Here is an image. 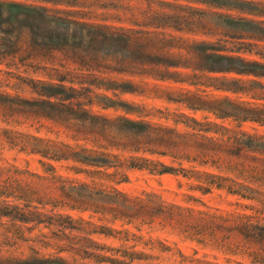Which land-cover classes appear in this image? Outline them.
Segmentation results:
<instances>
[{
    "label": "rangeland",
    "instance_id": "obj_1",
    "mask_svg": "<svg viewBox=\"0 0 264 264\" xmlns=\"http://www.w3.org/2000/svg\"><path fill=\"white\" fill-rule=\"evenodd\" d=\"M76 2L0 0V264H197L194 259L264 264L254 258L263 246L232 228L241 221L236 219L239 214L264 225L260 202L215 187L203 193L196 188L203 179L192 173L120 167L130 155L174 167L181 162L187 169L264 190L233 169L238 158L229 163L218 152L202 164L170 154L176 148L195 154L197 143L215 145L178 136L207 127L191 117L264 135V124L216 114L236 112L245 106L241 101L264 103L251 97L264 87L249 81L264 85V76L198 72L189 79L192 83L159 79L147 74L152 65L123 61L125 53L102 44L103 31L122 32L130 36L128 50L143 49L154 60L194 59L204 49L201 43H207L212 52L264 63V0ZM246 68L264 72L253 65ZM154 69L193 73L174 67L167 73L163 65ZM210 84L255 89L223 91ZM197 99L202 107L195 105ZM147 124L152 128L147 138L128 132H144ZM19 134L44 139H29L38 148H85L80 156L110 166L54 161L11 148L6 136ZM161 135L178 145L172 149L149 141ZM117 172L127 179L118 182ZM21 211L29 220L13 218Z\"/></svg>",
    "mask_w": 264,
    "mask_h": 264
},
{
    "label": "trees",
    "instance_id": "obj_2",
    "mask_svg": "<svg viewBox=\"0 0 264 264\" xmlns=\"http://www.w3.org/2000/svg\"><path fill=\"white\" fill-rule=\"evenodd\" d=\"M50 1L54 3H63L66 5H72L76 4V0H45ZM210 1H218V0H210ZM111 5V4H110ZM44 8V7H41ZM128 35L122 33V32H111L108 33L106 31H103L102 34V44L105 46L111 45L112 47L116 48L118 51L125 53L123 54V58H120L123 61H133L137 64H149L151 66V71L149 72L146 70L147 74L152 75L153 77L159 78V79H173L174 81H180V82H190L189 80L191 77H196V74L200 72L201 74H208V73H237V74H244L249 75L252 74L254 76H264V72H257L256 70H251L249 68H246L248 65H253L256 68L264 69V63L259 62H249L245 61L243 58L239 56H231L227 54H222L217 52L210 51V48H208L207 43H201L204 46V49L197 54V56L194 59H188V60H162V59H150L149 56H146L144 54L143 49H139L140 51L134 52L137 49H135L133 52L132 50L127 49L128 41H129ZM125 45V47H124ZM124 47V48H123ZM115 49V50H116ZM112 50H109L108 52H105L106 55L111 54ZM235 62V63H234ZM237 63V64H236ZM157 65H163L165 69L169 67L174 68H186L191 69L193 73L191 75H188L190 73H184L181 72H174L172 74H165L161 73L160 70L154 69V66ZM152 73V74H151ZM183 76L182 79L178 78V76ZM186 76H188L186 78ZM223 80H230L231 83L238 85L241 82L240 78L235 77H223ZM253 84H257L259 87H264L263 84L260 82H257L255 80H249ZM192 83V82H190ZM214 89H220V90H228V91H234V92H245L247 93L250 90L255 89L252 87H242V86H228L225 84H210ZM254 99H264V92H261L259 94H253L251 96ZM198 102H195V105H198L197 107H202L204 104L200 99H197ZM241 104H244L245 106L242 108H237L236 112L230 113L228 112H221L216 113L219 117L222 116H229L233 115L235 117L241 118V120H250L254 121L260 124H264V103L261 102H253V101H241ZM188 107L193 108L195 106H191L190 104H187ZM204 109H209L211 111H215L213 107L211 106H205ZM227 111V110H226ZM222 115V116H220ZM191 121H193L196 125L199 127L201 125H206V128H193L196 129L197 132H189L184 133V135H178L183 136V138L187 139V137H194L200 140H206L209 143H213L215 145L213 146H207L203 143H197L196 152L194 154H188L186 152H180L181 150L179 148H176V152H170V154L175 158H181L188 161H200L199 163H207L208 159L213 158L215 154L218 152L225 155L226 159L229 163L231 162L230 159L232 158H238L241 161L235 163V165L232 167L233 169H237L239 172V175L246 174V179H250L252 181H258L259 187L262 189L264 188V135H255V134H249L244 131H234L226 126H223L222 124H219L217 122H199L195 118L191 117L189 118ZM132 123L133 125H137V122L134 121H128ZM147 130L144 132H139L137 129L134 130H128V132L133 135V137H143L147 138L150 134V124L146 125ZM215 128V130H212ZM159 130H164L163 128H158ZM157 129V130H158ZM199 131L203 132L200 133ZM209 131H214L220 133V137H213V136H207L205 133ZM144 135V136H143ZM146 136V137H145ZM25 136L23 135H17V136H6V142L10 145L11 148L13 147H19V151H23L25 153H33V154H39L43 158H47L54 161H59L61 159H71L75 162H79L80 164L85 165H91L96 167H102L105 166L106 168L110 166V164L102 163V161H94L90 158L80 156V152H86L85 148H82L81 151H70L67 152L66 150L62 151L60 148L58 149H51L50 146L47 148H38L29 141L36 140L37 142H44V139L36 137V136ZM154 141L158 145H164V147H176L178 144L175 141H172L171 138H167L165 136H159L155 139L149 140ZM184 145L187 144L186 140L183 141ZM140 143V142H138ZM148 143V142H146ZM65 149L73 150L75 147L63 144ZM133 150H138L137 146H134L132 148ZM162 155L166 154V152H160ZM221 156H218L217 159L212 160V163H215L218 159H220ZM51 168L52 165H50ZM120 167H126V168H139V169H147L150 173L154 174H165V173H183V175H188V173L194 174L199 180L203 179L200 184L196 185V188L200 190L203 193L210 192L212 187H215L217 189H223L228 194L237 195L240 198L244 199H250L255 200L257 202H260L264 206V190H260L258 188L251 187L247 184H242L240 182H237L231 178L219 175V174H213L206 171H199L196 169H187L181 165V162H179L178 167H174L172 165L165 164L162 161L159 160H152L143 156H128L122 164H120ZM230 168V165L228 166ZM77 171H83L79 168ZM89 172V171H88ZM101 172L99 170H96L94 173ZM120 175L118 182L125 181L127 179V176L125 174H122L121 172H117ZM117 173H114L117 175ZM110 175V174H109ZM108 175V176H109ZM18 210H21L19 208H16ZM13 218H16L18 220L27 221L29 218H26L25 214L21 211L18 212L17 216H13ZM236 219H240L241 221L236 222L235 225L232 227L233 230L237 231L240 235L243 236L244 239L247 240H257L263 247L260 251L254 252V258L256 261L264 262V225H258V224H252L249 222L251 219V216L245 215V214H239L236 216ZM235 219V220H236ZM239 246L237 245L236 248ZM197 264H211L208 261H201L198 259H194ZM193 260V261H194Z\"/></svg>",
    "mask_w": 264,
    "mask_h": 264
}]
</instances>
